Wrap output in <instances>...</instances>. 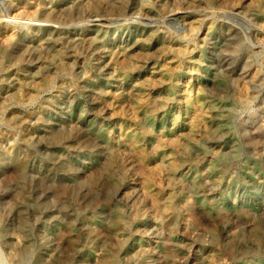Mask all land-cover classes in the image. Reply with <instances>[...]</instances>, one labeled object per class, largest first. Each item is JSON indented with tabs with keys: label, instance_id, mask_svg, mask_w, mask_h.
<instances>
[{
	"label": "rangeland",
	"instance_id": "rangeland-1",
	"mask_svg": "<svg viewBox=\"0 0 264 264\" xmlns=\"http://www.w3.org/2000/svg\"><path fill=\"white\" fill-rule=\"evenodd\" d=\"M0 54V264H264V0H0Z\"/></svg>",
	"mask_w": 264,
	"mask_h": 264
},
{
	"label": "bare ground",
	"instance_id": "bare-ground-1",
	"mask_svg": "<svg viewBox=\"0 0 264 264\" xmlns=\"http://www.w3.org/2000/svg\"><path fill=\"white\" fill-rule=\"evenodd\" d=\"M25 10V9H24ZM17 13V12H16ZM18 18V17H17ZM21 19V18H20ZM22 20V19H21ZM39 21V20H38ZM50 23V22H49ZM20 24V23H19ZM87 36V35H86ZM82 37V36H81ZM3 38V37H2ZM88 38V37H87ZM87 40V39H86ZM85 40V41H86ZM4 41V40H3ZM5 47H8L10 44L8 43V42H4V44H3ZM3 55L2 54H0V57H1V61H2V59H3V57H2ZM125 57V56H124ZM50 83V80L48 79V80H46L45 81V83L43 84V85H48ZM116 95V94H115ZM116 99V98H115ZM85 128V127H84ZM165 137V136H164ZM109 147H111V146H109ZM109 149V148H108ZM129 151V150H128ZM111 153H112V150H111ZM100 173V172H99ZM89 179V178H88ZM180 179H181V177H180ZM92 180V179H91ZM90 181V180H89ZM93 181H94V179H93ZM88 185L90 186V184L88 183ZM89 189H91V188H89ZM71 196V195H70ZM153 198V197H152ZM173 203V202H172ZM174 204V203H173ZM169 205H171V202H169V204H168V208L170 207ZM173 206V205H172ZM165 208H167V207H165ZM172 210V209H171ZM170 212V211H169Z\"/></svg>",
	"mask_w": 264,
	"mask_h": 264
}]
</instances>
